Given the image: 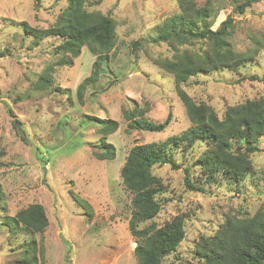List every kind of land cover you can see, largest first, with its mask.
Listing matches in <instances>:
<instances>
[{
	"label": "rangeland",
	"instance_id": "obj_1",
	"mask_svg": "<svg viewBox=\"0 0 264 264\" xmlns=\"http://www.w3.org/2000/svg\"><path fill=\"white\" fill-rule=\"evenodd\" d=\"M97 1L88 0L87 7L112 15L117 41L96 82L79 101L76 86L89 75L94 56L83 47L71 65L54 67L51 87L37 89L34 84L55 60L53 49L60 39L49 36L34 45L21 25L48 27L67 0H40L37 8L34 0H0V264H24L20 261L32 255V245L38 264H136V240L128 229L131 194L123 188L120 168L133 145L162 141L190 125L173 76L152 62L171 51L165 43L145 42L155 35L157 25L178 11L177 1ZM213 1L220 8L212 28L231 16L233 48L254 56L237 71L198 74L184 86L196 102L222 114L229 105L264 97V0L252 1L243 13L234 10L238 2ZM134 41H141L136 53ZM134 104L147 107L145 116L154 122H162L170 111L169 125L160 132L127 129L122 113ZM94 117L118 122L117 130L107 135L113 159L93 154L103 152ZM259 145L250 156L258 178L238 189L218 180L204 183L203 192L187 190L184 168L197 175L194 162L203 150L199 144L175 153L177 169L153 166L152 173L162 179L166 191L158 196L161 210L152 221L160 226L177 214L185 216V237L163 264L194 261L196 241L213 235L226 215L256 211L264 201V136ZM74 195L85 199L91 210ZM31 203L41 204L46 212L48 225L41 233H28L11 223L10 217Z\"/></svg>",
	"mask_w": 264,
	"mask_h": 264
},
{
	"label": "trees",
	"instance_id": "obj_2",
	"mask_svg": "<svg viewBox=\"0 0 264 264\" xmlns=\"http://www.w3.org/2000/svg\"><path fill=\"white\" fill-rule=\"evenodd\" d=\"M87 1L67 0V5L46 28L21 23L34 45L49 36L60 39L53 49L55 60L39 74L35 88L51 87L54 67L71 65L83 47L94 56V60L89 75L76 86L75 95L79 101H82L87 86L94 84L99 77L101 66L108 61L117 41L116 20L110 13L89 10ZM176 1L178 11L157 25L155 35L145 42L165 43L171 51V55L154 57L152 62L173 76L175 92L190 125L182 133L162 141L133 145L120 168L123 188L131 194L128 229L136 240L133 250L136 264H163V259L175 253L185 237L183 214L175 215L160 226L152 221L161 210L158 196L166 191L162 179L152 173L153 166L169 164L177 169L180 163L174 158L175 153H184L199 144L203 150L194 162L198 167L197 175H192L190 168H184L187 190L203 192L204 183L212 184L218 180L238 189L246 181L253 182L258 178L250 156L260 150V139L264 136V97L229 105L222 114H218L212 105L196 102L184 88L193 76L237 71L250 63L254 56L233 48L230 37L234 19L231 16L221 21L216 29L212 28L220 8L213 0H203L202 3L197 0ZM231 1L238 2L234 10L243 13L255 0ZM34 2L37 8L40 0ZM140 45L141 41L132 43L134 53ZM147 112V107L137 104L124 109L122 114L127 129L160 132L172 118L169 111L162 122H154L145 116ZM91 119L99 124L98 141L103 149L102 153L93 154L100 159H113L114 147L107 142V135L117 130L118 122L109 118ZM1 195L0 185V200ZM74 197L91 210L85 199ZM10 219L16 227L32 234L41 233L48 225L46 212L39 203H31L18 210ZM142 223L146 224L141 227ZM32 246V255L23 256L21 263L38 264L35 246ZM193 257L194 261L186 264H264V201L251 215H226L213 235L202 236L196 241ZM167 264H175V261Z\"/></svg>",
	"mask_w": 264,
	"mask_h": 264
},
{
	"label": "built area",
	"instance_id": "obj_3",
	"mask_svg": "<svg viewBox=\"0 0 264 264\" xmlns=\"http://www.w3.org/2000/svg\"><path fill=\"white\" fill-rule=\"evenodd\" d=\"M132 246H133V248H135L136 247V242H133Z\"/></svg>",
	"mask_w": 264,
	"mask_h": 264
},
{
	"label": "water",
	"instance_id": "obj_4",
	"mask_svg": "<svg viewBox=\"0 0 264 264\" xmlns=\"http://www.w3.org/2000/svg\"><path fill=\"white\" fill-rule=\"evenodd\" d=\"M43 170H44V172H45V167H43ZM60 237H62V235L60 234Z\"/></svg>",
	"mask_w": 264,
	"mask_h": 264
}]
</instances>
